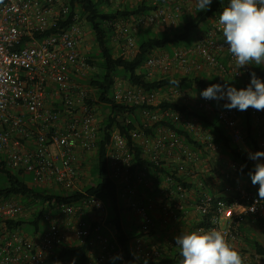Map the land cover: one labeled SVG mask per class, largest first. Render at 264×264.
<instances>
[{
    "label": "built area",
    "instance_id": "2783aa9c",
    "mask_svg": "<svg viewBox=\"0 0 264 264\" xmlns=\"http://www.w3.org/2000/svg\"><path fill=\"white\" fill-rule=\"evenodd\" d=\"M102 1L112 8H118L120 3ZM191 3L192 0H153L155 8L149 13L117 21L114 42L120 56L126 59L135 56L137 35L142 29L177 26ZM69 15L67 0H0V162L15 173L31 174L35 185L73 192L81 187L89 169L87 164L92 158L97 161L104 123L100 117L103 104L97 90L80 83L84 70H96L83 55L86 30L81 14L76 13L66 28L60 27ZM209 30L191 46L155 52L145 65L148 76L192 75L205 64L217 72L228 71L240 78L244 70L237 68L228 45L222 41L218 19H212ZM223 56L230 58V65L223 61ZM160 93H146L118 77L110 97L117 105L142 108L139 117L144 126L172 122L204 146H192L165 126L159 125L153 135L134 129L130 131L134 142L143 148L149 162L158 167L156 171L140 167L134 173L133 148L124 135L118 131L111 133L107 151L109 174L144 234L131 241V254L140 264L161 261L164 255V246L150 240L153 235L149 232L155 233L157 228L152 211L159 206L164 225L177 224L178 211L186 212L188 207V190L173 187L172 179L161 168H171L192 181L210 169L206 162L208 152L222 158L220 146L206 134L199 119L172 108H159ZM164 93L163 99L171 103L187 106L195 103L196 109L214 114L233 141L244 142L236 109H216L212 106L216 99L196 97L194 92L182 88L172 87ZM248 112L255 128L260 129L264 147V110L249 107ZM199 154L207 157L200 160ZM233 167L234 171L240 168L237 164ZM153 189L160 190L161 201L149 196L148 191ZM237 191L239 195L233 203L218 202L211 218V228L220 230L229 242L235 238L234 221L242 220L245 214L264 215V200L258 193L239 188ZM213 200V194L199 195L195 204L200 215L211 211ZM51 214L46 213L45 222L29 234L4 235V241H0V264H77L73 257L57 259L63 245L75 244L71 239L88 244V264H129L116 238L103 233L108 208L99 195H85L75 203H64L56 217ZM28 215L27 209L17 201L0 202V231L7 222ZM117 254L122 258L113 261L111 258Z\"/></svg>",
    "mask_w": 264,
    "mask_h": 264
},
{
    "label": "trees",
    "instance_id": "16d2710c",
    "mask_svg": "<svg viewBox=\"0 0 264 264\" xmlns=\"http://www.w3.org/2000/svg\"><path fill=\"white\" fill-rule=\"evenodd\" d=\"M67 2L70 6V15L62 21L60 27L66 28L69 26L75 14L80 13L81 21L86 23L90 28L94 39V51L89 57V63L98 69V71H95L90 77L86 78L84 82L90 88L97 90L99 100L103 104L102 108L106 109L104 111L106 116L103 128L104 135L100 141V149L96 157L97 161L92 170L93 177L97 178V184L93 182L85 190L79 189L73 192L63 191L60 193L52 192L48 191L49 187L32 186L27 181L26 174L15 173L6 167L4 162H0V200L17 201L25 209L30 211L26 217L7 222L5 227L0 231V234L3 237L8 233L17 231H25L26 233L24 234H29L45 222L44 216L46 213L51 212V215L56 217L59 212V207L62 204L75 203L85 195H99L109 202L110 207H107L108 217L106 225L108 224L114 231L115 238L122 248L128 263L140 264L135 261L131 254V241L144 234L135 235L132 231H127V224L124 221L120 206L121 196L119 194V187L110 178L109 174L107 151L111 133L118 131L124 135L128 140L129 146L133 148L134 158L131 162V170L134 173L140 167H147L152 171L158 170L156 165L149 162L143 148L134 142L130 135V131L134 129L140 128L145 133L153 135L159 125L165 126L177 132L184 141L194 147L202 148L204 144L200 140H195L187 130L172 122L162 121L153 124L150 128L144 126L139 117V110L142 108L117 105L110 97L115 80L118 77L122 78L121 74L124 72L130 84L146 93L167 92L172 87L202 92L212 84L233 86L239 90L247 87L250 83L252 72H255L257 77L264 81V65H251L248 71L249 79H242L239 85L230 79L233 76L228 71L209 79H200L198 77H192L191 75L166 76L153 81L149 79L150 77L145 69V65L155 52L164 51L170 47L179 48L191 46L194 42L189 44L188 42L192 36L196 35L200 28L209 26L212 19H219L223 8L229 4L230 0H212L209 8L202 11L198 10L196 0H192V3L187 6V9L181 15L179 25L171 29L166 28L164 31L156 34L150 30L141 31L137 36L136 54L131 59L120 56L117 50L116 43L114 42L116 33L115 23L119 20H127L134 16L149 13L155 8L153 0H139L134 7H119L116 9L105 4L102 0H67ZM159 108H172L189 117L199 119L207 134L209 132L214 142L221 148L222 158H216L208 152V159L211 161L209 166H213L214 170H212V173L209 172L200 178L201 191H199L197 184L180 176L171 168H161V171L172 179L170 183L173 187L182 186L188 191L196 190V199H198L202 191L210 190L209 180L211 178L216 179V183L222 182L217 177L220 179L225 178L226 184L228 183L229 185L224 186L222 184L221 186L224 187L221 193H212L214 200L212 208L210 209L211 211L207 215H201V222L198 225V227L203 226L206 229L211 228V218L217 211L218 202L233 203L236 196L239 195L237 183L235 182L236 179H231L229 176V171H232L230 165H239L241 169L237 173L252 183L250 173L254 172L256 162L249 159V153L241 149L239 144L232 140L226 129L219 124L214 114L202 112L185 104L171 103L167 100H162ZM244 112L245 121L242 127L244 141L249 151L253 153L256 151H264V147L261 144L260 129L255 128L248 110ZM127 117L130 118H128L129 121ZM212 160L216 161L212 162ZM222 161H226V165L221 166ZM255 188V190H252L249 187L247 191L258 193L259 185H255ZM58 190L62 191V189ZM103 233L107 236L105 231ZM153 233L154 231L149 232V235L152 236ZM248 245L249 255L247 256V264H264V243L258 240H249ZM57 253V259L73 257L77 259V264H88L90 259L89 246L87 243L81 241L74 245H63ZM181 259L180 249L177 247L171 251L169 257L163 258L160 262H152L149 264H179Z\"/></svg>",
    "mask_w": 264,
    "mask_h": 264
},
{
    "label": "clouds",
    "instance_id": "9594fccd",
    "mask_svg": "<svg viewBox=\"0 0 264 264\" xmlns=\"http://www.w3.org/2000/svg\"><path fill=\"white\" fill-rule=\"evenodd\" d=\"M198 10H207L212 0H196ZM218 23L237 68L264 65V0H230L219 15ZM205 99L227 100L228 110H264V81L251 73L245 88L212 84L201 92ZM264 151L249 153L257 161L250 173L253 185H259L258 196L264 200ZM182 259L179 264H247V258L235 249L220 230L200 227L175 238ZM117 254L113 261L121 259Z\"/></svg>",
    "mask_w": 264,
    "mask_h": 264
},
{
    "label": "rangeland",
    "instance_id": "374dc122",
    "mask_svg": "<svg viewBox=\"0 0 264 264\" xmlns=\"http://www.w3.org/2000/svg\"><path fill=\"white\" fill-rule=\"evenodd\" d=\"M139 0H119V6H118V8L120 7V8H124V7H134L136 4H137V2H138ZM113 9H116V8H113ZM212 21V20H211ZM179 25V24H178ZM84 26H85V30H86V35H85V39H84V41H83V43H82V50H83V55L85 56V58H89L90 56H91V54L93 53V51H94V39H93V35H92V32H91V30H90V28L87 26V24L86 23H84ZM210 27H211V22H210V25L209 26H207V27H205V28H200L199 30H198V32H197V34L196 35H194V36H192V38L190 39V41L188 42V44L189 43H195V42H197L198 41V39L200 38V36L201 35H203V34H207L210 30ZM166 28L165 27H162V26H148V27H146V28H144V29H142L141 31H143V30H150L152 33H154V34H156V33H159V32H162V31H164ZM168 29H170V28H168ZM140 31V32H141ZM140 32L138 33V35L140 34ZM137 34V33H136ZM137 35V36H138ZM223 36V35H222ZM222 41L223 42H225V40H224V37H222ZM173 48H175V47H170L169 49H166L167 51H170V50H172ZM223 58V61L225 62V63H228L229 65H230V58L229 57H227V56H223L222 57ZM199 62H201L202 64H203V62H202V60L200 59L199 60ZM251 67V65H246V66H244V67H242V69L244 70V72H243V75H242V77L240 78V79H238V78H233V77H230V79H232L235 83H237V85H239L240 84V82H241V80L242 79H244V78H246V79H249V75H248V70H246V69H248V68H250ZM95 71H98V69H96V70H94V71H90V70H88V71H86V70H84V74H81L80 75V83L84 86V87H86L87 86V84L84 82V80L86 79V78H88V77H90ZM218 75H221L220 74V72H217L216 70H213V69H211V68H209L207 65H205V64H203L202 65V70H199V71H196V72H194L191 76L192 77H198V78H200V79H209V78H211V77H213V76H218ZM121 76H122V78H124L126 81H128L127 79H126V77H125V74H124V72L121 74ZM166 76H171V74L170 75H163V74H157L156 76H151L149 79L151 80V81H153V80H158V79H161V78H164V77H166ZM226 76H228V75H226ZM83 81V82H82ZM129 82V81H128ZM186 91H188V92H194L195 94H196V97H199L200 95H201V92H198V91H196V90H186ZM164 95H165V93L164 92H162V93H160V96H159V98H158V102H161L162 100H164L163 99V97H164ZM228 101L227 100H219V101H215L213 104H212V106L213 107H215L216 109H220V108H225L224 107V105L227 103ZM196 107V104L194 103V104H191V108H195ZM197 108V107H196ZM106 109H104V108H101V112H100V117L103 119V123L105 122V114H104V111H105ZM237 111H238V113H239V115H240V122L242 123V126L244 125V121H245V112L244 111H240V110H238V109H236ZM202 112H204V111H202ZM205 113H207V112H205ZM206 134H207V132H206ZM208 135H210V133L208 132ZM212 136V135H211ZM264 137V136H263ZM263 139V138H262ZM239 146H240V148L241 149H248L249 150V148H248V146H247V144H246V142L244 141V142H242V143H240L239 144ZM250 153H253L252 151H250ZM199 156V159L200 160H205V158L207 157V156H201L200 154L198 155ZM215 157V156H214ZM219 158H220V156H219ZM214 160H212V162H213ZM207 163H211V161L210 160H207L206 161ZM259 162H261V161H259ZM87 165H89V169H88V172L85 174V176L83 177V179H82V181H81V184H80V186L81 187H79V189H82V190H85L89 185H91L93 182H94V184L96 183L97 184V178L96 177H93V175H92V170H93V168H94V166H95V158H92L91 159V161H90V163H88ZM210 167V169L209 170H205L201 175H199L198 177H196L195 179H191L192 180V182L193 183H195V184H197V187L199 186V191H201L202 189L200 188L201 187V181H200V178L202 177V175H207V173H209V172H213L212 170H214L213 169V166H209ZM231 167H232V171H229L230 173H229V176L231 177V179H233V178H235L236 180H235V182L237 183L236 185H237V188H239V189H246V190H248L249 189V187L250 188H252V190H255L256 188H255V185H253L252 183H250L246 178H244L242 175H239L237 172L241 169V167L239 168V170L238 171H234V167H233V164H231L230 165V169H231ZM203 168H205L206 169V166H203ZM213 177V176H212ZM26 179H27V181L29 182V183H31V185L32 186H34L35 185V183L33 182V180H32V175L31 174H26ZM217 179H219L220 181H222L221 183H216V179H210L209 181H210V190H206V191H202V193L201 194H199V195H202L203 193H210V194H212V193H214V194H219V193H221L222 192V190H223V187L225 186V185H227L226 184V182H225V178L223 179H220L219 177H217ZM218 181V180H217ZM190 182V181H189ZM224 185V186H221V185ZM229 185V184H228ZM196 187V188H197ZM48 191H52V192H57V193H60V192H63L64 190H57V189H53V188H48ZM155 191H157V189L155 190ZM65 192V191H64ZM150 196V195H149ZM151 197V196H150ZM102 199H103V201L105 202V204H106V206L109 208L110 206H109V202H108V200H106L104 197H101ZM2 201H5V200H0V202H2ZM195 203H196V200H195ZM120 206H121V208H122V212H132V210L129 208V206H128V204H127V201H125L124 199H121L120 200ZM187 206H188V204H187ZM28 211V210H27ZM28 213H30V211H28ZM257 217H261V216H257ZM262 218H264V216H262L261 217V219ZM129 223H132L133 224V220L131 221H129ZM181 223H179L177 226L176 225H173L174 227H173V229H169V231H172V230H174L175 231V228H178V231H177V233H174L173 234V236L176 238L177 236H179V235H181L182 233H181V231H183V233H187L183 228H181V227H183V225L181 224ZM108 225V224H107ZM198 228V226H195V227H193V228H191V229H189V231H188V233L189 232H191V231H194V230H196ZM68 231V230H67ZM127 231L128 232H130V231H132L134 234H136L137 232H138V229L135 227V226H132V225H130V226H128L127 225ZM166 230H164V232H165ZM23 233H26L25 231H22ZM69 233V232H68ZM154 234V233H153ZM175 238L173 239V241H171V243L170 242H168L167 244H164V257L165 256H167V255H169V253H171V251L173 250V249H175V248H177L178 246H176V241H175ZM69 241H71V242H73L74 243V241H72V239L71 240H69ZM173 243V244H172ZM231 243V242H230ZM232 245H233V243H232ZM234 245H235V243H234ZM174 248H173V247ZM237 250V249H236ZM239 251V250H238ZM241 254H242V256H244V257H246L247 258V256L249 255V252H248V249H242L241 251H239Z\"/></svg>",
    "mask_w": 264,
    "mask_h": 264
},
{
    "label": "crops",
    "instance_id": "0c3cea01",
    "mask_svg": "<svg viewBox=\"0 0 264 264\" xmlns=\"http://www.w3.org/2000/svg\"><path fill=\"white\" fill-rule=\"evenodd\" d=\"M246 150L248 153L250 151L248 149ZM202 155V154H201ZM216 161V160H214ZM218 161V160H217ZM261 162H264V158L260 160ZM221 162V161H220ZM257 163V161H255ZM219 163V161H218ZM226 165V161H222V165ZM219 166V165H218ZM151 175V174H149ZM156 189L148 191V194L151 196V198L156 199L157 201L162 200V195L160 190L155 191ZM196 190L188 191V207L186 212L178 211V214L180 215L179 222L177 224H167L164 225L163 217L164 214L159 206H157L153 211L152 215L155 219L157 228L153 236L151 237V241L160 242L163 246L164 244H167L168 242L171 243L173 239L175 238L173 236L174 233H177L178 228H175V231H169V229H173V225H178L181 223L183 225V228L187 233L189 229L198 226L201 222V215L196 207L195 200H196ZM125 223L130 226H135L138 229V232L135 235L141 234L140 231V224L139 220L136 217V215L133 212H122ZM262 217V216H261ZM261 217L252 216L250 214H245L243 216L242 220H236L233 223V229L235 232V238L231 241V244L233 243V246L235 249L241 251L242 249H248L249 240H258L262 243H264V218L261 219ZM133 220V224L129 223V221ZM180 224V225H181ZM178 227V226H177ZM164 230H166L164 232ZM103 231L106 232L107 236L109 238L115 237L114 231L111 229L109 225L103 226ZM18 233L24 234L23 232L17 231ZM31 233V232H30ZM183 233V231H181ZM71 239V238H70ZM149 240V241H150ZM0 241H4L3 236L0 234ZM75 244L79 243V240H74ZM235 243V245H234ZM173 244V243H172ZM173 247V246H172ZM174 248V247H173ZM165 254V253H164ZM171 253L167 256H163V258L169 257ZM160 262V261H157Z\"/></svg>",
    "mask_w": 264,
    "mask_h": 264
}]
</instances>
